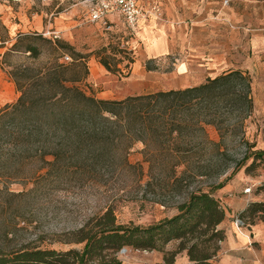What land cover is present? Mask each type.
Listing matches in <instances>:
<instances>
[{
  "label": "rangeland",
  "instance_id": "rangeland-1",
  "mask_svg": "<svg viewBox=\"0 0 264 264\" xmlns=\"http://www.w3.org/2000/svg\"><path fill=\"white\" fill-rule=\"evenodd\" d=\"M223 1L218 0L214 14L232 6L241 11V0H229L228 5ZM257 1L263 14L264 0ZM164 2L150 0L145 9L152 3L161 5L159 21L165 23ZM89 6L86 0H0V110L16 103L21 95L10 76L11 68L36 67L56 57L65 64L74 62L72 52L58 50L57 55L55 46L46 41L56 40L55 34L57 40L85 57L89 75L79 86L96 98L122 100L180 88L175 56L148 60L140 47L133 49L131 40L136 37L122 24L106 31L91 23ZM263 25L264 21L261 28ZM243 28L246 25H240V32ZM207 34L214 45L224 40L214 25ZM27 35L34 39L19 42V51H9ZM26 44L41 50L39 59L25 52ZM100 57H108L111 67L119 72H108ZM235 59H240V71L252 80L253 107L249 109L241 99L239 108L220 104L215 114L207 116L210 121L215 119V124L190 131L182 147L190 151L186 160L192 174L179 179L171 175L176 158L166 153L162 156L158 142L130 144L120 134H111L105 144L91 147V156H97L92 159L85 151L71 153L63 138L47 127L22 130L14 140L0 139V258L11 260L38 250H81L83 244L76 242L75 233L107 208L114 209L119 224L149 226L177 213V206L189 193L209 191L219 184H224L219 193L240 195V181H244V189L251 188V193L244 195L264 203V192H257L264 184V158L254 157L255 152L264 150V52L251 50L248 55L240 46V56ZM140 65L148 72L146 76L131 78L132 70ZM85 154L89 158L82 160ZM255 217L264 218V214ZM178 245L172 242L164 252L122 249L116 256L124 264H165V255ZM184 255L178 254L175 260L183 262Z\"/></svg>",
  "mask_w": 264,
  "mask_h": 264
},
{
  "label": "trees",
  "instance_id": "trees-1",
  "mask_svg": "<svg viewBox=\"0 0 264 264\" xmlns=\"http://www.w3.org/2000/svg\"><path fill=\"white\" fill-rule=\"evenodd\" d=\"M31 39L34 38L25 36L9 51H19V42ZM46 41L55 46L57 55L58 50L72 52L74 62L65 64L56 57L36 67L11 68L10 76L21 95L16 103L0 110L1 140L17 139L22 130L32 127L38 130L47 127L63 138L71 153L85 151L92 159L97 156L94 153L91 156V147L103 141L105 144L111 134H120L130 144L158 142L162 156L166 153L176 158L170 168L171 175L179 179L192 174L186 160L190 151L182 147L190 131L215 124V119L210 121L207 116L215 114L220 104L239 108L241 99L249 109L253 107L251 79L239 70L185 89L122 100L99 99L79 86L89 75L85 57L75 53L65 42ZM24 50L34 60L41 55L36 45L26 44ZM107 58L100 57L101 65L108 72H119L111 67ZM87 155L82 160L89 158ZM254 157L264 158V150L255 152ZM223 187L224 184H219L209 191L198 189L189 193L187 200L177 206V213L149 226L119 224L114 209L107 208L75 233L76 242L83 244L81 250L24 252L11 260L0 258V264H124L116 256L122 249L164 252L167 245L176 241L179 245L165 255V264H175V257L183 252L187 255V264H218L221 243L225 239V232L218 228L226 218V210L218 197ZM259 191L264 192V184L257 189ZM259 213L264 214L263 202L250 203L239 215L253 222Z\"/></svg>",
  "mask_w": 264,
  "mask_h": 264
},
{
  "label": "crops",
  "instance_id": "crops-1",
  "mask_svg": "<svg viewBox=\"0 0 264 264\" xmlns=\"http://www.w3.org/2000/svg\"><path fill=\"white\" fill-rule=\"evenodd\" d=\"M202 2L165 0L163 8L168 22L146 18L139 22L136 31L130 32L131 36L136 37L135 40H131L135 44L133 49L140 47L143 56L148 60L176 57L175 76L182 80L179 89L199 86L207 79L235 70L240 71V59H235L236 56H240V46L248 55L251 50L258 54L264 52V25L263 28L260 26L264 21V13L262 14V5L259 1L241 0L240 12L232 6L218 15L213 13L218 7V0ZM148 3L147 0H140V5L144 9ZM108 20L112 23L113 30L118 24L127 28L125 22L116 15L108 16ZM96 25L101 27L99 24ZM212 25L224 38L219 45H214L207 39L209 38L207 32L209 33ZM240 25H246L241 32ZM136 65L137 63H134V67ZM140 66L139 69L132 70L131 78L146 76L148 72L144 67L142 69V65ZM147 69L149 73H153V69L149 67ZM243 73L248 75L246 72ZM243 183L244 181H240V195H233L231 192L218 194L226 210V218L218 226L225 232L218 264H264V218L255 217L253 222L246 221L241 227L235 222L238 215L254 202L252 198L244 195ZM184 256L183 262L176 259L175 264H187L189 261L186 253Z\"/></svg>",
  "mask_w": 264,
  "mask_h": 264
},
{
  "label": "built area",
  "instance_id": "built-area-1",
  "mask_svg": "<svg viewBox=\"0 0 264 264\" xmlns=\"http://www.w3.org/2000/svg\"><path fill=\"white\" fill-rule=\"evenodd\" d=\"M90 2L88 9L89 21L93 24H99L101 28L106 31H112L113 25L109 22L108 16L116 15L121 18L127 28L134 32L138 28V24L141 20L155 17L157 20H161L162 11L158 4L152 3L150 9L146 10L140 5V0H86ZM150 2V0H147ZM225 5L229 4V0H224ZM54 38H58L55 34ZM66 60L69 57H65ZM245 194L251 193V188L244 190ZM237 226L241 227L246 224L243 219L237 218L235 220Z\"/></svg>",
  "mask_w": 264,
  "mask_h": 264
},
{
  "label": "water",
  "instance_id": "water-1",
  "mask_svg": "<svg viewBox=\"0 0 264 264\" xmlns=\"http://www.w3.org/2000/svg\"><path fill=\"white\" fill-rule=\"evenodd\" d=\"M126 250L124 249L123 252H125Z\"/></svg>",
  "mask_w": 264,
  "mask_h": 264
}]
</instances>
